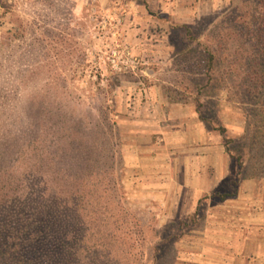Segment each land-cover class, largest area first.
<instances>
[{"label":"rangeland","instance_id":"374dc122","mask_svg":"<svg viewBox=\"0 0 264 264\" xmlns=\"http://www.w3.org/2000/svg\"><path fill=\"white\" fill-rule=\"evenodd\" d=\"M258 1L0 0V175L69 177L70 264H264Z\"/></svg>","mask_w":264,"mask_h":264},{"label":"trees","instance_id":"16d2710c","mask_svg":"<svg viewBox=\"0 0 264 264\" xmlns=\"http://www.w3.org/2000/svg\"><path fill=\"white\" fill-rule=\"evenodd\" d=\"M258 2L261 12L257 15L255 10L251 15H248L250 18L248 25H253L254 40L259 46V53L256 54V57L257 55L262 57L255 62L256 69L254 70H259L256 72L264 84V0ZM215 60V54L210 51L208 73L213 70ZM258 117H260L261 127H258L257 133L254 132L256 142L257 137L264 139V100ZM220 132L224 135L226 129L221 127ZM232 142L234 141L225 137L226 152L236 160L238 167L243 170L245 168L243 156H236L233 153L230 147ZM43 176L45 175L41 177L45 184L43 189L24 188L28 186L26 181L23 183L22 189L16 191L10 186L11 182L8 179H11V176H7V178L0 175V182L1 180L4 182L3 187L0 188V264H70L68 254L70 249L68 248L72 245L78 246V248L81 245L85 246L83 241H87V239L84 236V231L81 233L79 228L76 235H71L69 223L72 210L70 207L71 195L68 191L69 177H61L60 180L56 179L53 182L48 179L49 177ZM49 183L51 185L47 186ZM214 196L220 201L232 197L228 194H215ZM75 211L78 216V228V225L82 226V209L77 207ZM95 221L97 220L93 217L90 227ZM103 224L108 225L109 223L103 222ZM85 230L87 231V227ZM94 250L95 254L92 258L96 259L98 263L100 257L97 253L98 248H94Z\"/></svg>","mask_w":264,"mask_h":264},{"label":"crops","instance_id":"0c3cea01","mask_svg":"<svg viewBox=\"0 0 264 264\" xmlns=\"http://www.w3.org/2000/svg\"><path fill=\"white\" fill-rule=\"evenodd\" d=\"M262 215H259V214H256L254 215V219L251 220V222H253L254 224H258L260 226H263L264 225V214L261 213ZM259 215V217H258ZM241 222V221H240Z\"/></svg>","mask_w":264,"mask_h":264}]
</instances>
